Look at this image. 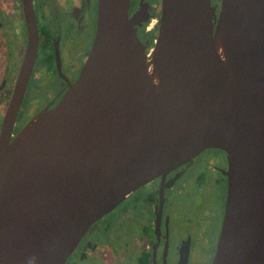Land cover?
Masks as SVG:
<instances>
[{
    "label": "water",
    "instance_id": "1",
    "mask_svg": "<svg viewBox=\"0 0 264 264\" xmlns=\"http://www.w3.org/2000/svg\"><path fill=\"white\" fill-rule=\"evenodd\" d=\"M220 2L162 0L149 52L131 0H99L80 78L12 139L35 27L0 135V264H66L133 191L207 148L229 160L212 264H264V0Z\"/></svg>",
    "mask_w": 264,
    "mask_h": 264
},
{
    "label": "flooded vegetation",
    "instance_id": "2",
    "mask_svg": "<svg viewBox=\"0 0 264 264\" xmlns=\"http://www.w3.org/2000/svg\"><path fill=\"white\" fill-rule=\"evenodd\" d=\"M98 3L0 0V135L35 27L37 58L12 139L40 112L59 104L80 78L97 33ZM161 11L162 0H131L130 18L139 22L138 35L149 52ZM228 170L227 153L207 148L165 177L140 186L91 226L66 264H93L96 254L99 264H106L105 246L113 250L115 264H197V254L199 264H212L226 211Z\"/></svg>",
    "mask_w": 264,
    "mask_h": 264
},
{
    "label": "rangeland",
    "instance_id": "3",
    "mask_svg": "<svg viewBox=\"0 0 264 264\" xmlns=\"http://www.w3.org/2000/svg\"><path fill=\"white\" fill-rule=\"evenodd\" d=\"M221 0H213V3L214 4H217L218 5V11H219V9H220V2ZM194 171H197V170H194ZM187 180H189V182H191V179L190 178H188ZM215 203H217V200H215ZM185 206H186V204L184 203V204H181V209H185ZM101 253L103 254V255H105V259L107 260V263L106 264H115L114 263V258H115V254H114V252H113V250L111 249V248H109V247H107V246H105V247H103V249H102V251H101ZM193 261L195 262V263H197V264H199L201 261H202V259L200 258V256L197 254V255H195V257L193 258ZM93 264H99V262H100V259L98 258V255L96 254V256L94 257V259H93ZM133 260H131L130 262H129V264H133ZM81 264V263H80Z\"/></svg>",
    "mask_w": 264,
    "mask_h": 264
}]
</instances>
